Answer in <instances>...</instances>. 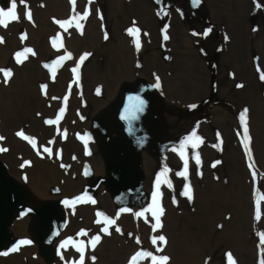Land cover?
<instances>
[{
  "label": "rangeland",
  "instance_id": "1",
  "mask_svg": "<svg viewBox=\"0 0 264 264\" xmlns=\"http://www.w3.org/2000/svg\"><path fill=\"white\" fill-rule=\"evenodd\" d=\"M200 1V12L210 21L211 32L205 37L198 22L186 15L181 18L177 8H160L157 0H76L75 10L70 0H26L24 5L17 0L18 21L0 26L4 40L0 68L13 73L7 83L0 74V136L4 137L0 148L6 149L0 151V160L8 176L16 178L25 191L20 199L41 211L47 206L60 211L61 226L50 239L39 232L35 236L24 232L23 227L18 233L10 232L11 249L21 240L31 243L20 245L3 264H79L81 246L84 264H132L138 251L167 255L170 264H228V253L236 264H260L264 259L258 235L264 232V167L257 158L264 155V80L260 78L264 0H249L246 19L234 11L232 0H216L218 11L213 17L208 1ZM162 2L164 6L167 0ZM0 7L7 10L10 0H0ZM28 10L31 20L26 18ZM85 10L89 15L79 21L82 33L75 21L65 27L56 22L71 20ZM132 27L140 29L139 50L127 31ZM25 34L27 39L22 40ZM236 36L247 43H232ZM244 45L250 46L251 55L233 58L229 46ZM24 48L33 49L35 55L29 53L27 60L17 63L15 54ZM68 53L71 59L66 58ZM85 53L90 55L80 63ZM191 55L199 57L198 67L188 60ZM77 64L78 76L72 71ZM157 77L159 88L155 87ZM136 81L142 86L134 85ZM121 84L127 86L122 95ZM256 92L263 96L252 103ZM196 93L200 97L189 102ZM134 94L138 98L130 108ZM117 95L121 97L115 106ZM4 106L8 107L5 112ZM61 108L58 123L47 124L60 115ZM245 108L251 155L242 143L240 114ZM114 112L123 122L118 123ZM7 116L10 127L5 123ZM193 132L203 142L192 137L181 149ZM45 147L52 150L51 155L44 152ZM197 153L199 165L194 159ZM105 154L116 164L115 171L103 170ZM185 158L187 178L176 174L184 170ZM87 166L97 172L91 174ZM37 167L44 169L41 180L30 176ZM165 168L169 171L162 176ZM116 177L125 186L116 183ZM125 177L132 180V187ZM158 177L163 227L153 231ZM185 184L192 187L191 200L181 195ZM66 185V191L57 189ZM39 189L48 191L49 198L37 201L31 191ZM141 212L144 215L138 216ZM30 216L18 215L13 222ZM104 217L116 220L110 234L102 231ZM116 227L121 231H115ZM161 234L167 244L157 252L158 245L151 240ZM97 235L101 239L93 248L91 241ZM135 264H152L151 257L137 258Z\"/></svg>",
  "mask_w": 264,
  "mask_h": 264
},
{
  "label": "snow or ice",
  "instance_id": "2",
  "mask_svg": "<svg viewBox=\"0 0 264 264\" xmlns=\"http://www.w3.org/2000/svg\"><path fill=\"white\" fill-rule=\"evenodd\" d=\"M70 2L73 5V9L75 10L76 0H70ZM92 2H93V0H88V3H92ZM193 2L195 4H199L200 0H193ZM19 3L21 5H24L26 3V0H19ZM17 6H18L17 5V0H10V7H8L7 10H5L3 7H0V26L7 27V22H16V21H18L19 17H18V14H17ZM257 7H259V5H257ZM88 15H89V11L85 10L82 14L77 13V15L74 16L71 20H66V21H63V22L56 21V22L58 24H60L61 27H65V25L71 26L72 22L75 21L76 27L79 28L81 30V33H82L83 25L79 21L87 19ZM164 15H168V13L165 12ZM26 18L28 20L32 19V15H31V11L30 10L27 11ZM167 27L168 26L165 25V28H164L165 34L163 35V39L165 41L169 39L168 35L166 34ZM65 30H67V28H65ZM127 31L129 33V35H132V36L135 37V40L133 42L135 44L136 49L139 50L140 47H141L140 39H139L140 29L136 28V27H132V28H129ZM210 32H211V29H207L205 31L204 35H208V33H210ZM107 38H108L107 33H105V39H107ZM21 39L22 40L23 39H27L26 34L23 35L21 37ZM3 42H4L3 37H0V43H3ZM53 43L55 45V41H53ZM59 47L63 48L64 47L63 43H61L59 45ZM29 53L32 54V55H35V52L31 48H24L23 51H18L15 54L16 62L17 63H23L25 60L28 59V54ZM89 55H90V53H85L84 55H82L80 57V63H83V61ZM66 58L67 59H71V53H68ZM60 59L63 60V59H65V57H61ZM79 66L80 65L77 64V66L72 69L73 72L77 73V76L79 75V71H78L79 70ZM45 67H49V65H45ZM258 71H259V69H258ZM0 74H2V76L4 77V82L5 83H7L8 80L13 75V73H12V71L10 69L9 70H5L3 68H0ZM53 76H55V71H53ZM260 78L262 80H264V72H261ZM237 86L238 87H242V85H237ZM155 87L156 88L160 87L159 77L156 78ZM97 91H99V89ZM53 99H55V98H53ZM191 107L195 108L196 105L193 104V105H191ZM63 112H64V109L61 108L60 109V115H58L55 120H52V119L47 120L46 123L49 124V125L57 124L58 121L62 118ZM247 117H248V109L245 108L240 114V120H241V123L243 125V140H242V143L244 144L248 154L251 155V149L249 147V143H250V139L251 138L248 135ZM18 135H22L25 140L29 139V137L24 136V134L22 132L18 133ZM192 137H195L196 140L199 143L203 142L201 140V138L198 137L195 132H193L190 137H187L185 139V141H183L181 143V145H180L181 149H183L185 147V144L188 143L192 139ZM3 139H4V137L0 136V140H3ZM88 139H90V137H88ZM31 143L33 144V146H35L36 145L35 139H32ZM85 143H87V141H85ZM192 146L196 147L197 145L193 144ZM43 150H44V152H46V153H48L50 155L52 153V150L50 148L45 147ZM0 151H6V149L0 148ZM181 155H183V152L181 153ZM194 159H195V162H196L197 165H199L201 163V159H200V156H199L198 153L195 154ZM219 163H220V161H216V164H219ZM216 164H214L212 166L215 167ZM250 167H251V165H250ZM168 171L169 170L167 168H165L163 173H161V175L162 176L166 175ZM176 174L181 176V177H185V178L188 177V160H187V158H185V160H184V170L181 171V172H178ZM163 182L167 183V187L168 188H172L173 187V185H172V183L170 181H163ZM161 183H162V181L158 177L157 178V182H156V191L153 194V197H154L153 203L155 205V210H152V216L155 219V223L153 225V231H156V230L161 229L163 227V225L161 223V217L164 214V210L160 206V203H159V197L161 195V193H160V184ZM181 195L187 197L189 200L192 199L193 191H192V187H191L190 184H185L184 185V190L181 193ZM88 199L92 203H95L94 200H91V197H89ZM65 203L67 204V203H69V201L66 200ZM258 208H259V202H258ZM137 215L138 216H143L144 213L143 212L137 213ZM256 219L257 220L260 219L259 210L257 211ZM97 222L99 223V221H97ZM104 224H105V226L102 228V231L105 234H110L109 228H110V226H113V225L116 224V220L115 219H110L108 217H104ZM115 231L120 232L121 229L119 227H116ZM258 235L260 236V244L262 246H264V232H261ZM100 239H101V237L99 235L95 236L93 238V240L91 241V246L94 248L96 246V244L100 241ZM30 243H31L30 240H21V241H19L18 245L13 247L12 249H10V251H12V252L18 251L20 245H27V244H30ZM137 243L138 244L140 243L139 238H137ZM151 243L153 245H158L157 248H156L157 252H162L163 251V245L167 244V239H166V237L164 235L161 234V235L152 237ZM77 250L81 253L80 258H79V264H84V259H85V257H84V247L81 246ZM2 254L3 255H8V252H4ZM143 257H151L152 264H170V257L169 256H167V255H159V256H157V255H153L151 252H144V251H138V252L135 253V255L131 258L132 264H135V262L137 261V258H143ZM92 259L95 260V257L93 256ZM227 261H228V264H236V261L233 258L231 253L227 254ZM260 264H264V259L261 260Z\"/></svg>",
  "mask_w": 264,
  "mask_h": 264
},
{
  "label": "bare ground",
  "instance_id": "3",
  "mask_svg": "<svg viewBox=\"0 0 264 264\" xmlns=\"http://www.w3.org/2000/svg\"><path fill=\"white\" fill-rule=\"evenodd\" d=\"M208 1V4L210 5V7H211V11H212V13H211V15H212V17L214 16V14H215V12L216 11H218V5H217V3H216V0H207ZM232 4L234 5V11H236V12H238L239 13V15H240V17L241 18H244V19H246V17H247V15L249 14V8H250V4H249V0H232ZM145 23H146V21H145ZM233 28H241V26H232ZM175 30H176V34H177V32H178V34H180L181 33V29L180 28H177L176 26H175ZM176 34H175V36H176ZM234 42V44L235 43H247L246 41H244L242 38H240V37H238V36H236V37H234V39H233V41H232V43ZM229 48L231 49V51H232V57L233 58H237V56H244L245 54H248V55H251V50H250V46L249 45H244L243 47H241V48H238V47H234V46H229ZM186 52H188V53H190V51H189V49L188 48H185L184 49ZM255 51V48H254V50H253V52ZM192 54V53H191ZM188 60L190 61V63H192V64H194L196 67H198L199 66V57L197 56V55H195V57L194 56H192L191 55V59L190 58H188ZM203 73H204V75H206L207 77H208V72H207V70H206V68H203ZM247 73L248 74H250V72H249V70L247 71ZM219 74H221V73H219ZM142 75H143V73H142ZM90 79L91 78H89V81H90ZM141 84V86H142V83H140V81H136L135 83H134V85H136V86H139ZM120 90H121V95H122V90H124L127 86H124V84H121L120 86ZM264 89V88H263ZM203 92H204V89L200 92L201 94H203ZM121 95H120V97H121ZM261 96H263V94L262 93H260L259 94V92H256V94L253 96V101H252V103H258V101L261 99ZM120 97H119V95H117L114 99H115V106H116V104L118 103V100L120 99ZM198 97H200V94L199 93H196L195 95H193L192 96V100H190L189 102H191V101H193V100H195V99H197ZM137 98H138V96L136 95V94H134V96H133V98H132V101H131V103H130V108H132L133 107V105L136 103V101H137ZM188 102V103H189ZM124 104H125V102H124ZM123 105V104H122ZM115 106H114V108H115ZM4 108V112L5 111H7V108L8 107H6V106H4L3 107ZM121 115V114H120ZM114 116H115V118H116V120L118 121V123L120 124V121L119 120H121L122 122H123V118H121L120 116H118L115 112H114ZM121 116H123V115H121ZM10 121H11V118H10V116H7V122H5L6 123V126L7 127H10ZM115 124V123H114ZM98 127H101V126H104V125H97ZM115 128H116V125H115ZM120 129V128H119ZM11 135V134H10ZM257 137H258V139H257V143H256V147L258 148V145H259V143H260V134L258 133L257 134ZM261 142L263 143V141L261 140ZM16 143H17V149H19L20 147L18 146V142L16 141ZM119 149L120 150H123V147L122 146H120L119 147ZM124 151H126V149H124ZM262 151H259V153H261ZM256 155H257V151H256ZM10 156V155H9ZM9 156H7V157H9ZM6 157V158H7ZM263 157V158H262ZM262 157H259V156H257V158H258V161H259V159H261L262 160V162H260L259 161V163H260V165H262L263 167H264V155H262ZM102 158V157H101ZM103 160H105V162L107 163V165L105 166V167H103V170L105 171V170H107V167L109 168V169H112L113 171H115V163L105 154V156H104V158H103ZM0 163H1V165H4V163H3V161L2 160H0ZM115 164V165H114ZM92 164H90V166H91ZM5 166V165H4ZM89 168H90V172H91V174H95L96 172H97V169L95 170V168H94V171H93V169L91 168V167H88L87 166V169L89 170ZM38 171L37 172H33L32 170H31V172H30V176H31V179H35V180H37V179H42V173L44 172V169L42 168V167H37L36 168ZM5 170H6V167H5ZM111 178H112V175H110L109 177H108V180L107 181H110L111 180ZM11 179H13V181H14V183H15V188H13L12 190H13V192L16 194V195H20V196H22V193H24L25 191H23L22 190V186L20 187L19 186V184L17 183L18 182V180H16V178L14 179V178H11ZM117 177L115 178V182L116 183H120L122 186H125V184L123 183V182H121L119 179H118V181H117ZM125 180H126V182H127V186H130V187H132V180L128 177V178H126L125 177ZM68 185V184H67ZM67 185L66 186H61V187H58L57 189H59V190H63V191H66L67 190ZM101 185H103V184H101ZM47 187H48V185H47ZM47 187L46 188H43V189H45V190H47ZM129 188V187H128ZM64 189H66V190H64ZM48 190H50V185H49V187H48ZM32 191H34V192H32ZM31 191V193H32V195L35 197V199L38 201V200H41V199H43L44 198V200L45 199H48L49 197L47 196V195H49V193H48V191H43L42 189H39L38 191L37 190H32ZM63 201H70V200H68V199H66V198H63L62 199ZM72 200V199H71ZM22 201V200H21ZM10 208H16V206L14 205V204H12L11 205V207ZM15 212H20V210L19 209H13ZM11 221L13 222L14 220H15V215H13L12 217H11ZM28 219H30V220H28ZM10 223V224H8V226H7V230H8V232H9V235H10V232L11 233H14V232H17L18 233V229L20 228V227H23V230H24V232L26 231L27 233H31L32 235H34L36 232H37V227H38V219L37 218H35V217H32V216H30L29 218L27 217V218H25V219H22V220H19V221H17V222H13V223ZM12 224V225H11ZM27 224H29V225H27ZM27 226H28V228L29 229H26L27 228ZM60 226H61V221L59 222V223H56L55 224V226L54 227H51L50 229H49V231H48V233L47 234H45L44 235V237H46V238H49L50 239V237H52L53 235H55V234H57L58 233V231H59V228H60ZM49 234V235H48ZM35 236V235H34ZM9 247V245L6 247V248H8ZM10 249V248H9ZM11 253V252H10ZM10 253H8V255H4V256H2V257H0V264H3V263H5V261H9L10 260V258L12 257L11 255H10ZM12 260V259H11Z\"/></svg>",
  "mask_w": 264,
  "mask_h": 264
},
{
  "label": "water",
  "instance_id": "4",
  "mask_svg": "<svg viewBox=\"0 0 264 264\" xmlns=\"http://www.w3.org/2000/svg\"><path fill=\"white\" fill-rule=\"evenodd\" d=\"M6 172L5 167L0 163V257L4 256L2 253H9L11 249V246L6 248L10 245L7 226L10 221L9 219L17 213L13 209H19L20 212H18V214H30L37 218V232H39L38 234H40L39 236L41 237H44L51 227H54L56 223L61 221L58 219L60 211L53 212L48 206L41 211L37 208L29 207L21 201L19 195H16L12 190L16 187L13 179H11ZM12 204H14L16 208H10Z\"/></svg>",
  "mask_w": 264,
  "mask_h": 264
},
{
  "label": "flooded vegetation",
  "instance_id": "5",
  "mask_svg": "<svg viewBox=\"0 0 264 264\" xmlns=\"http://www.w3.org/2000/svg\"><path fill=\"white\" fill-rule=\"evenodd\" d=\"M170 1V2H169ZM169 2V3H168ZM158 4L160 8H163L164 10H176L178 9V14L182 18L183 16H188L190 20H194L195 22H198L201 27H203L202 31V37L207 29H209L210 21L205 15L201 14V9H203V4L200 1L199 4H195L193 0H167L166 4L162 6L163 2L162 0H158ZM264 6V5H263ZM263 8V7H262Z\"/></svg>",
  "mask_w": 264,
  "mask_h": 264
}]
</instances>
